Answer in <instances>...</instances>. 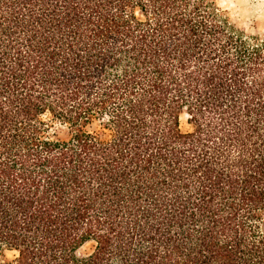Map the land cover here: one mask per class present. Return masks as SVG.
<instances>
[{
	"label": "trees",
	"instance_id": "trees-1",
	"mask_svg": "<svg viewBox=\"0 0 264 264\" xmlns=\"http://www.w3.org/2000/svg\"><path fill=\"white\" fill-rule=\"evenodd\" d=\"M0 264H264V32L0 0Z\"/></svg>",
	"mask_w": 264,
	"mask_h": 264
},
{
	"label": "rangeland",
	"instance_id": "rangeland-1",
	"mask_svg": "<svg viewBox=\"0 0 264 264\" xmlns=\"http://www.w3.org/2000/svg\"><path fill=\"white\" fill-rule=\"evenodd\" d=\"M220 7L227 9L230 16L240 26L251 32H264V0H217ZM185 114L181 117V127L183 130L189 129ZM92 249V243L84 244L80 254H86ZM7 256L12 257L8 252Z\"/></svg>",
	"mask_w": 264,
	"mask_h": 264
}]
</instances>
